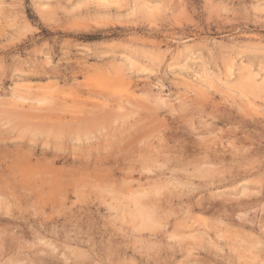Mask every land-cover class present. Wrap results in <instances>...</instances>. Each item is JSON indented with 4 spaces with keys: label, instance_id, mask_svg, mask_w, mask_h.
Wrapping results in <instances>:
<instances>
[{
    "label": "rangeland",
    "instance_id": "rangeland-1",
    "mask_svg": "<svg viewBox=\"0 0 264 264\" xmlns=\"http://www.w3.org/2000/svg\"><path fill=\"white\" fill-rule=\"evenodd\" d=\"M0 264H264V0H0Z\"/></svg>",
    "mask_w": 264,
    "mask_h": 264
},
{
    "label": "bare ground",
    "instance_id": "bare-ground-1",
    "mask_svg": "<svg viewBox=\"0 0 264 264\" xmlns=\"http://www.w3.org/2000/svg\"><path fill=\"white\" fill-rule=\"evenodd\" d=\"M41 100H43V99H41ZM40 101V100H39ZM107 103V102H106ZM98 108V107H97ZM107 111V110H106ZM94 113V112H93ZM86 115V114H85ZM96 115H98V114H96ZM108 115H110L109 113H105L104 111L102 112V113H100L97 117H91V119H83L82 121H81V123L78 125V126H80L79 127V129H81V130H85V128H86V126L88 125V124H93V122L95 121V120H97V121H99V120H102V119H106L107 118V116ZM84 117V116H83ZM95 123V122H94ZM89 126V125H88ZM60 129H64V128H60ZM143 208V207H142ZM141 208V209H142ZM145 210V209H144ZM144 214H146V218H147V220L149 221V222H152V220L154 219V210H145L144 211ZM145 221V223L147 222V223H149L148 221Z\"/></svg>",
    "mask_w": 264,
    "mask_h": 264
}]
</instances>
